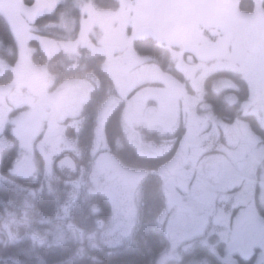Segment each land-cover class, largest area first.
<instances>
[{
    "label": "rangeland",
    "instance_id": "rangeland-1",
    "mask_svg": "<svg viewBox=\"0 0 264 264\" xmlns=\"http://www.w3.org/2000/svg\"><path fill=\"white\" fill-rule=\"evenodd\" d=\"M110 1V7L102 8L94 0H0V15L18 48L13 63L0 55V165L11 137L18 148L9 175L0 172V191L19 188L13 177L38 182L26 193L43 194L34 201L35 210L15 191L4 195L17 210L0 203V245L19 247L25 240L18 251H11L22 258L18 264H40L44 247L27 249H35L39 240L47 247H65L63 259H82L132 240L133 251L144 249L146 264L162 263V256L184 242L183 251H173L182 256L170 264H244L250 258L251 264H264V134L254 123L264 133V0H250L251 10L240 8L242 0ZM135 7L156 14L149 18L140 12L139 18ZM209 11L222 18L219 29L192 31L174 20L200 18ZM52 13L57 20L42 22L35 32L31 21ZM157 13L167 15L161 19ZM130 37L150 41L168 54L169 64L137 53L134 44L122 48L120 41ZM32 41L49 59L61 54L62 74L32 59ZM101 53V71L115 83L110 94L101 87V74L84 68L87 59ZM120 70L130 80L129 92L122 95L115 87L120 89ZM31 76L43 83L50 105L47 123L31 101L19 108L16 97L23 92L16 86ZM206 86L223 93L235 109L231 122L205 103ZM93 93L102 94L91 115L87 107ZM122 103L117 145L125 143L154 161V168L138 167L116 153H109V159L100 156L102 120ZM164 116L171 124L155 121ZM88 127L89 154L78 163L75 179L53 174L43 152L54 144L52 137L58 131L70 148L61 156L81 159L73 154L72 141L87 136L81 130ZM152 186L158 209L143 220L141 197L145 201ZM155 222L163 227L166 241L152 245L161 235L153 231ZM148 231L150 250L145 248Z\"/></svg>",
    "mask_w": 264,
    "mask_h": 264
},
{
    "label": "trees",
    "instance_id": "trees-1",
    "mask_svg": "<svg viewBox=\"0 0 264 264\" xmlns=\"http://www.w3.org/2000/svg\"><path fill=\"white\" fill-rule=\"evenodd\" d=\"M27 1H29L28 3L30 4L32 2V0H27ZM94 1L96 2V5L98 7H102V8L110 7L109 6L110 4H108L110 0H94ZM110 3L112 2L110 1ZM244 5H247V6L245 7ZM251 7L252 5H251L250 0L248 1L242 0L240 3V8L243 10H251ZM77 14L79 15L78 12ZM43 18L44 17H41V18L38 17L37 20H35L34 23H35L36 28H39L42 25V22L44 23L46 22V20H50V21L52 19L57 20L55 17V13H52L51 16H47L44 19ZM43 34L46 36H51L50 33H43ZM0 42L2 43V47H3L2 50H0V55L6 60L10 61L11 63L15 62V60L17 59L16 42L14 40L12 32L10 31L7 21L4 19L2 15H0ZM31 44L32 46H35L33 60H35L36 63L47 64V66L52 67L51 70L57 74L59 73L62 74L64 72L61 66V60H62L61 54H57L49 59L38 48L37 46L38 44L36 41H33ZM207 46L209 48H212L209 45ZM155 48L157 47L155 45L152 46L151 42L148 40L136 41V43H134V50L137 53H140L142 55L148 54V55L156 56L158 59H163V62L167 63L168 65L169 64L168 63L169 57H167L168 54H161V52L156 50ZM101 60L102 58L100 56L94 57L93 60L91 59L86 60L85 61L86 69H88V71H93L94 73L98 75L101 74V78H100L101 87L103 88L104 91H106V94H110L112 92L111 91L112 80H110V78L101 71V68H100ZM101 94H97V93L92 94V98L90 99V102H89L90 104H88V107H87V111H89L91 115H92V111H91L92 105L100 98ZM204 101L205 103L210 105L213 108V110L215 109L216 113L223 119L227 120L228 122H231L233 120V117L235 115V109H230V106H228L229 104H227L224 100L223 93L217 94L213 92L209 88V86H206ZM122 104L120 106L115 107L109 114H107V118L103 122L102 135H103V142H104V145H103V151L105 153L104 155L109 156V153H116L118 157H121L124 160L128 161L129 163H132L138 167L154 168V165H155L154 161L143 159L137 154V152L134 151L133 148H132L133 150H131L128 146H126L125 143L124 144L121 143L120 147L119 145H117L120 138H122V131H121L123 129L122 127L123 126ZM92 121H93V116H91L90 118V123H92ZM254 123H255V128L257 129V131H259L261 134H264L263 131H261L260 129L256 127L257 123L255 119H254ZM82 132H84V135H87V136L81 135V137H85L86 139L85 142H87L88 140L87 138L91 137L92 130L90 127H88V128L83 129ZM15 152H16L15 149H11L9 151H6L3 154V157L1 160V173L2 174L9 175V168L11 167L12 161L15 158V155H16ZM12 179L15 185L21 186V187L23 186L25 188H33V186L38 185V182H33L31 179H20V178H13V177ZM148 188H147L146 195H145L146 200L144 201V196L141 197L142 199L141 209L143 208V213H142L143 220L150 217V214L155 213V211L158 209L156 207L158 205V202L153 193L154 188L153 186L150 187L149 189ZM13 191L14 189H9V188L7 190L0 191V195L3 194V199L0 198V203L5 202V200L8 198V197H5L4 195L10 192H13ZM15 191H17L16 188H15ZM107 207H108V203L104 201V208H107ZM137 208H139L138 202H137ZM262 214L264 215V210L262 211ZM134 216H135V213L132 214L133 220H134ZM153 231L156 234H158V232H161V235L159 234L158 239L153 238L154 241L152 245L156 244L155 242H159L162 239L166 241V236L163 232V227L159 226L157 222H155L153 225ZM151 233L152 232L148 231V233L144 234L145 238L147 239V243H148V247H145V248H147L148 250H150L149 248H151L152 246L150 244L152 240ZM24 241L19 247L24 246ZM131 241L126 243V245H123V246H121L120 244L119 246L103 247L101 250L93 251L92 257H90L89 255L88 256L86 255L82 257V259H72V258L63 259L62 255L64 254L63 250L65 247L53 248V247H47L46 245H44L42 246L45 249L43 252L45 253L44 257L43 258L40 257L38 261L40 262V264H146L147 258L145 259L144 252L142 251L144 249L142 247H136V250L133 251L132 249L133 241L132 242ZM19 247L11 248L7 246V248H4L0 245V251L1 252L5 251L4 253H1L0 264H18L17 260L18 259L22 260V258H19L17 255H16L17 257L11 256V251L14 249L18 251ZM38 247L35 245V249H34V247L32 248V246L30 245V247L28 246L27 249L28 250L32 249V251L33 250L35 251ZM24 249L25 247L22 248V250ZM20 255L23 256L24 253ZM27 258H30V257H27ZM3 261H5V263H2ZM244 262H245L244 264H251V259L246 260Z\"/></svg>",
    "mask_w": 264,
    "mask_h": 264
},
{
    "label": "flooded vegetation",
    "instance_id": "flooded-vegetation-1",
    "mask_svg": "<svg viewBox=\"0 0 264 264\" xmlns=\"http://www.w3.org/2000/svg\"><path fill=\"white\" fill-rule=\"evenodd\" d=\"M135 10H136V14H137L138 17H139V13L140 12L145 13L147 15V17H149V18L150 17H154L155 16L154 14H156V13H152V12H146L144 9H142V11H140L139 7H135ZM133 14H134V9H133L132 16H133ZM166 15H167V13H157V17L161 18V19H163L164 16H166ZM197 18H194V17L193 18L183 17L182 19H180V18H176L175 17L174 20L176 21V19H177L178 20V24L181 27L187 28L188 30H192V31L195 30V29L196 30L201 29V30H205V31L207 29L212 30L213 27H217L219 29V27L221 25H223V23H224L222 18L220 17V15L218 13H216L215 11H209L205 16H202V17H200L198 19ZM142 23H143V21H142ZM136 24L138 26L141 25V23H137V22H136ZM153 38H154V36H153ZM140 39L145 41V39H143V38H137V39L132 38V37H130V39L127 38L126 45H123V46H127V47L130 48V45L136 43V41H141ZM109 58H116V56H109ZM123 60H125V59H123V57L120 58V61H123ZM116 76H117L116 81L119 82V85H120V92H124V91L129 92L128 88H129L130 80L125 77L124 72L122 70H120V71H118L116 73ZM31 81L32 82H36V83L31 85L30 84ZM42 84L43 83L40 80L35 79L32 76L31 77H26V79H24V82L22 83V85L21 84L20 85L17 84V86H16V88L18 90L23 92V94L21 93L20 96L16 97V98H17L18 102L22 101V103H25V101L26 102L27 101H31L34 104V106L36 107L38 113H40L41 111L44 112L45 122L47 123L48 122V116L47 115L50 112V105H49V103L47 102V100L44 97V89L42 88ZM114 85H115V83H114ZM114 85H113V82H112V86H114ZM136 86H134V87H136ZM24 88H27V89H24ZM24 94H25V97H24ZM21 97H23L22 100H21ZM183 110L185 111V107H183ZM171 114H170V116H171ZM166 117L167 116H164L162 118H159V120H155V121L160 123V124H164V125L171 124V119L164 120ZM55 131H57L56 128H55ZM52 139L54 140V144L51 146V148H48L47 150H43V152H44V160L48 159L50 161V163H51V166H54V163L57 160V158L61 157V159H63L64 161H59V164L65 162L67 165H69V166H71L73 168V169L69 170V173H73L74 169H75L74 165H73V161L75 159L77 160L78 158L75 157L74 160H72L71 157L61 156V153L63 154L65 152H67L68 150H70V148H69V146L66 143L61 142V138H60V135H59L58 131L56 132V135L52 137ZM75 144L77 146V151L78 150H83V148L78 146V143H75ZM73 154H74V151H73ZM78 155L80 157H83L85 155L84 150H83V152L79 151ZM44 160H43V162H44ZM59 167L60 166H56L55 169L59 170ZM60 172L63 174L62 169H60ZM18 191H19L18 194H19L20 201H21L23 196L21 194V190H18ZM26 196L27 195H25L24 197H26ZM36 199H37V195L34 196V194H33V200H36ZM187 243L188 242H184V243L180 244L179 246H176L174 249H177L179 251H183V248H184V246ZM42 245L43 244H39L38 246H42ZM174 249L172 250L171 253H168V254L162 256L161 257V262L162 263H157V264H170L171 259H176V260L179 259V257H181L182 255H180L177 258L175 256L174 252H173Z\"/></svg>",
    "mask_w": 264,
    "mask_h": 264
}]
</instances>
